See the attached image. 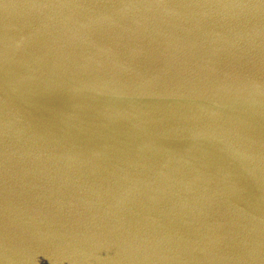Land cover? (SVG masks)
I'll return each instance as SVG.
<instances>
[{
  "label": "water",
  "instance_id": "obj_1",
  "mask_svg": "<svg viewBox=\"0 0 264 264\" xmlns=\"http://www.w3.org/2000/svg\"><path fill=\"white\" fill-rule=\"evenodd\" d=\"M0 264H264V0H0Z\"/></svg>",
  "mask_w": 264,
  "mask_h": 264
}]
</instances>
